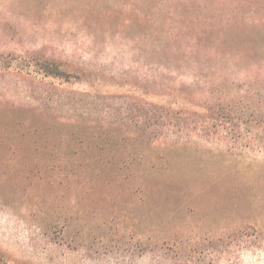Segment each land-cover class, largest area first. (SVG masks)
Listing matches in <instances>:
<instances>
[{"label": "rangeland", "instance_id": "1", "mask_svg": "<svg viewBox=\"0 0 264 264\" xmlns=\"http://www.w3.org/2000/svg\"><path fill=\"white\" fill-rule=\"evenodd\" d=\"M0 264H264V0H0Z\"/></svg>", "mask_w": 264, "mask_h": 264}, {"label": "trees", "instance_id": "2", "mask_svg": "<svg viewBox=\"0 0 264 264\" xmlns=\"http://www.w3.org/2000/svg\"><path fill=\"white\" fill-rule=\"evenodd\" d=\"M204 69V68H203ZM211 69V68H210ZM175 69H171V71H169L168 72V74H174L175 75V77H176V79H175V81L171 84V86H173V87H176V86H178V81L179 80H181V78L183 77L182 75H179L178 73H176V71H174ZM209 70V69H208ZM211 70H213V71H215L216 73H220L221 75H222V70L223 69H220L219 67H212V69ZM230 71V69H228L227 71H226V74H228V72ZM201 73H202V71L200 70V68H197V67H195V68H193V69H191L190 70V76H189V78H190V80H193V82H194V84L195 83H199L200 81H201V79H202V77H201ZM45 74L46 75H48V76H53V77H57V78H61V77H63L64 76V72L63 71H60V69H59V67L58 66H56V65H54V67L53 68H50V69H46V71H45ZM167 74V75H168ZM157 75V73H155V76ZM157 79H159L158 77H157ZM161 79V81H159V83H160V85L161 84H164L165 82H167V79H166V77H161L160 78ZM210 79H212V78H210ZM228 80H227V84H225L224 86H228L229 85V83H232L233 81H235V79H231V76H228V78H227ZM244 79L245 78H243L242 80L244 81ZM206 81V80H205ZM213 81H215V79H213ZM208 83V82H207ZM156 84V83H155ZM223 86V87H224ZM253 87H255V88H258V89H260V88H262L263 86H259V84L258 85H256V84H254V86ZM210 88L208 87V89H203V91H200L199 93L202 95V93H205L206 95H210V96H212V91H210L209 90ZM246 89H248V88H246ZM223 90H226V89H224L223 88ZM252 90H253V92H251V93H249V90L246 92H244V98L246 99V101L245 100H240V106H242L243 107V109L245 110V112L246 111H249V112H251V114H254V111H253V107L251 106V103L250 102H252V100H253V98H254V96L255 95H253L254 93H257L256 92V90L255 89H253L252 88ZM172 91V90H171ZM178 91V90H177ZM225 92V91H224ZM172 93H173V95H172V97H176V95L177 94H174V92L172 91ZM223 93V92H222ZM222 93L221 94H217L218 96H221L222 95ZM262 93V92H261ZM218 98V97H217ZM217 98H215V99H217ZM214 99V100H215ZM223 99H224V101H230V95L228 94V92H225L224 93V95H223ZM169 104H170V102H168ZM172 103V102H171ZM176 103V105L177 104H179L180 102L179 101H175L174 102V104ZM253 104V103H252ZM216 106H220V104H215ZM178 106V108H182L181 107V103L179 104V105H177ZM214 106V105H213ZM213 106H211V109H214V107ZM256 107H258V106H256ZM210 111V110H209ZM209 120H213V121H215V119H209ZM242 124H243V122H241Z\"/></svg>", "mask_w": 264, "mask_h": 264}]
</instances>
